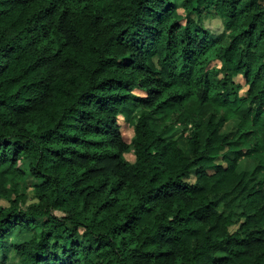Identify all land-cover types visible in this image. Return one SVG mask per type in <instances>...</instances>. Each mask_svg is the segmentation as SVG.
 I'll return each mask as SVG.
<instances>
[{
    "label": "trees",
    "instance_id": "1",
    "mask_svg": "<svg viewBox=\"0 0 264 264\" xmlns=\"http://www.w3.org/2000/svg\"><path fill=\"white\" fill-rule=\"evenodd\" d=\"M0 200V264H264V0H0Z\"/></svg>",
    "mask_w": 264,
    "mask_h": 264
},
{
    "label": "rangeland",
    "instance_id": "2",
    "mask_svg": "<svg viewBox=\"0 0 264 264\" xmlns=\"http://www.w3.org/2000/svg\"><path fill=\"white\" fill-rule=\"evenodd\" d=\"M182 4L179 5V7H181ZM179 13L184 16V12L183 9L179 10ZM179 16V15H178ZM204 25L207 29L211 30L212 32H214L215 34H220L223 31V25H222V21L219 19H214L211 17H207L204 19ZM223 76V74L221 73L219 75V77L221 78ZM239 82H242V79L239 78ZM121 125H122V133L124 136V139L126 142H130L131 138H132V134H133V128L129 126L128 123H125L123 120H121ZM235 130V123H229L227 124L224 128L223 131L224 132H230L233 133ZM131 161L133 160V156L129 155L128 157ZM196 176H192L190 179V182H194L195 181ZM0 205H4L6 206L7 203L3 200H0ZM15 241L13 239L8 240L6 243L7 247H10ZM14 257L12 256V253H8V255H6L5 257V263H1V264H12V259Z\"/></svg>",
    "mask_w": 264,
    "mask_h": 264
}]
</instances>
